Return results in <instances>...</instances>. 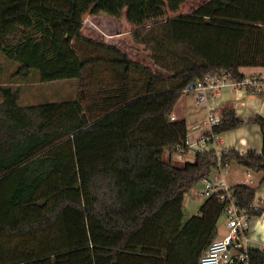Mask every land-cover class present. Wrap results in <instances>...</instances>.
<instances>
[{
    "label": "trees",
    "instance_id": "obj_1",
    "mask_svg": "<svg viewBox=\"0 0 264 264\" xmlns=\"http://www.w3.org/2000/svg\"><path fill=\"white\" fill-rule=\"evenodd\" d=\"M185 1L0 0V54L18 63V76H99V89L88 95L33 104L20 102V85H0V264H200L219 237L227 201L224 190L214 191L184 221L185 194L234 162L262 172L257 186H230L234 199H257L264 185L262 115L244 121L229 108L214 125L221 133L257 123L261 152L196 149L183 164L164 154L189 151L187 120L172 118L189 81L241 80V67H264V0H207L180 12ZM88 12L136 27L165 19L169 38L203 62L188 61L168 76L183 78L178 87L158 91L162 77L153 67L83 32ZM262 213L264 205L255 211ZM251 264H264L263 249L251 250Z\"/></svg>",
    "mask_w": 264,
    "mask_h": 264
},
{
    "label": "crops",
    "instance_id": "obj_2",
    "mask_svg": "<svg viewBox=\"0 0 264 264\" xmlns=\"http://www.w3.org/2000/svg\"><path fill=\"white\" fill-rule=\"evenodd\" d=\"M125 22H128L127 20ZM171 42H173L171 40ZM175 43V42H174ZM176 44V43H175ZM180 47H171L174 48L179 55H183V58L173 56L167 52L166 47H148L147 49H142L140 52L146 53L144 55L139 54L140 52L132 48L131 51L125 49V47H120L128 54L133 56L137 60L150 65L154 68L156 73L162 78L157 82L158 91H167L176 89L180 82L183 80H172L168 79V76L172 75L176 70V61L178 68L184 69L187 66L188 61L202 63V58L196 55L191 47L187 45L176 44ZM177 53V54H178ZM240 70L245 74L249 75L251 73H260L264 75L263 66H245L241 67ZM110 73L108 71L102 72V74ZM109 82L111 75H106ZM70 82L78 81L77 79L67 80ZM55 82V81H51ZM106 83V80L104 81ZM114 84L119 83V81H113ZM193 92H185L179 101L177 102L174 115L179 118H185L188 123V139L194 143L192 152L196 149H212L218 154L225 149L234 148L241 152H246L248 150H254L261 152L263 149V135L260 126L257 123H245L242 126L234 129H230L224 132H221L220 138L221 142L219 143H205L202 141L201 137L203 134L208 133L211 129L209 123L207 122L206 115L208 109L217 110L222 112L225 109L233 108L235 109L238 117L240 119L247 121L251 117L256 115H262L264 117V91L263 92H254L247 90H237L231 86L225 85L220 88L217 97L214 100L209 102V105H200L197 102V97L193 96ZM89 94V93H88ZM172 152L177 156V158H182L184 156L180 151H170V155L173 156ZM191 152V150L189 151ZM188 152V153H189ZM191 160L194 157H190ZM187 160H190L187 158ZM236 165L239 169L237 172L242 173V169L249 177L248 179H237L231 172V169L227 167L225 169H214L212 171V180L219 181L223 178L228 186H232L236 183H247L252 186H257L262 178L261 171H251L246 167L231 162L227 166ZM230 167V168H231ZM242 168V169H241ZM243 174V173H242ZM230 178V179H229ZM228 179V180H227ZM256 182V183H254ZM264 196V185L259 187L257 190V197ZM225 227V224H224ZM220 229V228H219ZM225 229H227L225 227ZM226 233L222 234L221 230L219 237L224 236ZM251 241L250 246L251 250L254 248H260L261 243L264 241V213L256 215L252 219V225L250 229Z\"/></svg>",
    "mask_w": 264,
    "mask_h": 264
},
{
    "label": "rangeland",
    "instance_id": "obj_3",
    "mask_svg": "<svg viewBox=\"0 0 264 264\" xmlns=\"http://www.w3.org/2000/svg\"><path fill=\"white\" fill-rule=\"evenodd\" d=\"M205 1L207 0H186L182 4L180 12H190ZM125 21L126 18L124 17L116 18L105 12H98L96 14L88 12L85 14L83 32L89 37L100 41L104 40L114 43L119 47H125V49H128L129 51H131L132 48H134L135 52H140L142 49H147L148 47H166L173 53L169 54L179 57L180 59L183 58V55H179L178 52L173 50L174 48H171L180 46H177L174 42H171V39L168 36L167 21L165 19L149 21L137 27ZM83 47H88V52L90 55H94L96 53L93 46L91 45H86ZM98 53L100 54L101 52ZM139 54L144 55L146 53L140 52ZM178 61H176L177 71L181 69L177 66V63H179ZM17 67V62L8 60L2 54H0V85L10 84L13 87L20 85L23 89V95L20 100L22 104H33L46 100H60L69 97L83 96L85 94L88 95V93L91 91H97V89H99V84L96 81V78L99 77L97 74L93 75L94 77H86L85 79L73 82L67 80L41 82L37 78V72H35L33 74V78H31L29 81L16 74ZM93 67L102 69L104 64H98ZM87 69L90 70V67ZM174 71L177 72L176 70ZM92 78L93 81L90 82V79ZM99 93H101V91H99ZM192 95L196 97L195 92H193ZM84 103L87 105L86 99L84 100ZM207 116L208 113L206 115V119ZM172 154V160L177 164H183L185 161H187V158L191 160L190 157H195V152L192 151L189 153H182L184 156L179 159L173 152ZM164 156L165 159H169L170 151L167 150ZM230 167L231 166H227L228 169H231L230 173H232L235 178H249L242 168L243 174L236 171L237 169L240 170V168H238L236 165H232V167ZM211 175L210 178L212 179ZM204 187L205 183L203 180H201L185 194L184 221L199 213V209L206 198L205 195L201 194V191L204 189ZM259 198L260 197H257V200ZM218 224L222 234L227 233V229L224 227V216L220 218Z\"/></svg>",
    "mask_w": 264,
    "mask_h": 264
},
{
    "label": "built area",
    "instance_id": "obj_4",
    "mask_svg": "<svg viewBox=\"0 0 264 264\" xmlns=\"http://www.w3.org/2000/svg\"><path fill=\"white\" fill-rule=\"evenodd\" d=\"M225 85L237 90L263 92L264 75L251 73L245 75L241 80L229 79L226 76L218 78L207 75L204 79L189 81L183 91L195 92L198 103L207 106L211 100L217 97L220 88ZM172 118H175V115ZM221 119V112L208 109L207 122L211 129L208 133L202 135L201 139L203 142L216 144L222 141L220 133L214 131V125L220 123ZM187 145L189 151H192L194 143L187 139ZM215 153L218 155L216 151ZM203 181L205 187L201 194L206 197L219 189L224 190L221 198L227 203L222 216H224L227 233L222 237L216 238L203 251L199 260L200 264H251L250 229L252 219L256 216L255 211L264 205V196L249 205H242L234 199L230 186L226 184L223 178L219 181H214L209 176L205 177ZM260 248L264 250V241L261 243Z\"/></svg>",
    "mask_w": 264,
    "mask_h": 264
}]
</instances>
